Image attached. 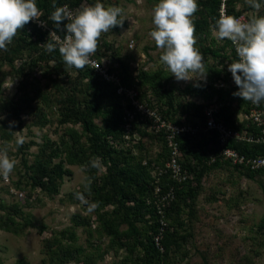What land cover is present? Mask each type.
Listing matches in <instances>:
<instances>
[{
	"label": "trees",
	"instance_id": "trees-1",
	"mask_svg": "<svg viewBox=\"0 0 264 264\" xmlns=\"http://www.w3.org/2000/svg\"><path fill=\"white\" fill-rule=\"evenodd\" d=\"M262 1L258 0L260 4ZM85 2L89 6L100 2L105 7L108 3L107 0H36L37 7L43 13V20L54 30L56 29L53 22L48 19L55 10L53 4L56 7L67 5L69 9L75 11ZM224 2L228 15L238 17L246 14L248 21L254 16L246 13V11H253V8L245 0L198 1V11L195 13L198 18L193 23L195 47L204 57V65L207 70L212 71V74L209 77L210 85L200 83L201 85L194 89L204 101L209 96L211 101L207 105L205 103L189 106L176 105L173 91L167 88L168 81L163 70L151 76L142 68L135 69L132 63L130 65V62L121 56L112 43L102 37L99 39L95 55L100 61L104 58L109 72L121 78L122 86L138 87L141 99L146 100L152 108L157 107L163 119L176 124H194L198 120H204L205 109L211 107L215 99L219 102L226 100V104L220 107L215 117L239 133L246 132L247 136H257L260 134V128L256 124L248 120L239 121V115L250 113L251 101L242 100L233 95L239 91L237 86L234 91L232 87L228 89L213 86L214 82L227 86L234 82L225 62L230 64L238 60L235 46L231 41L224 39L222 45H217L215 40H212V43L208 42L212 27L221 14ZM239 4L243 5V9ZM260 16H264V9L255 17ZM66 23L67 21H64L61 27L63 28V24ZM118 29L119 27H115L112 31L115 32ZM28 30L32 35L28 34ZM58 33L62 36L66 34L59 31ZM32 36L35 37L34 40ZM27 41L36 42L27 43ZM47 42H50L49 32L30 22L17 32L12 43L7 45V51L0 50V117H2L0 138L2 140L13 139L18 131L25 128L44 129L55 124L61 127L67 124L80 126L82 131L71 128L61 135L59 141H52L46 136L41 144L36 141L26 146L17 144L19 154H23L24 150H29L32 146L38 147L39 151L34 155L33 163H30L27 156H22V168L15 165L14 170H17L21 176L15 183V188H11L10 191L16 194L12 192V189L25 193L27 189H30L32 195H36L33 198L28 195L30 202L35 201L37 195L40 194L52 198L60 194L66 177L73 174L67 168V164L87 166V183L90 192L88 194L85 192L88 196L86 199L98 206L94 210L95 220L92 217L83 218L76 215L73 218L74 228L84 227L90 240L94 237V232L100 238L110 239L104 253L97 255L95 259L91 258V264L105 260L106 255L111 251L118 255L122 250L128 252V255L121 261L122 264H169L171 255L178 252L182 244L189 241L192 235L191 233L182 235L179 231V228H184V232L188 230L184 219L186 210L183 206L190 208L189 220L193 222L196 218L195 201L199 196L203 179L209 171L230 167L247 178L254 180L261 178L263 180L261 185L264 189V167L252 169L245 165L234 164L232 161L222 160L219 156L216 157V161H212L211 153L214 150L208 149V146L210 140L216 144L219 143L218 132L211 133L210 137L209 135L201 136V138L191 135L179 137L178 142L185 158L183 164L194 172L198 185L193 187L191 183L194 181H188L180 186L176 185V198L165 210L164 221L168 226L163 240L165 252L161 253L154 240L162 225L154 197L156 185L152 173L158 170V167L164 169L165 162L169 158L165 133L153 136L146 130V124H136L135 131L140 136L137 144L138 153L134 154L133 150L118 149L125 133L123 127L125 122L124 97L118 94L119 86L102 80L88 67L79 69V76L73 81L54 80V77L60 78L62 74H66L68 66L64 63L58 48L51 52L46 49L43 43ZM227 49L231 51V55H228ZM28 51H30V56L27 61L17 67L16 61L23 59ZM212 58L222 66L225 64L224 67L222 69L213 68L209 64ZM208 66L211 67L208 68ZM37 67L43 70V77L49 78L47 93L46 89H42L39 80L35 79V82L29 80L31 71ZM8 76L20 80L18 93L11 99H7L2 90ZM146 84L149 85V91H145ZM152 97L156 99L157 104L154 103ZM231 101H237L239 107L235 109L231 107ZM128 106L131 105L128 104ZM261 108H264V102H261ZM49 110H54L55 115H52L54 113L50 115ZM189 112L192 114H190L191 118L184 120L180 118V113L188 114ZM99 119L104 122V128L98 124ZM148 136L157 138L155 141L157 145L160 144V151L155 156L149 155L148 150L144 149V140ZM226 146L238 151L247 159L264 158V144L262 143L230 140ZM215 152L217 156V150ZM94 157H99L104 167L101 176L98 175L101 168L96 169L90 166ZM136 163H138L137 167ZM23 171L24 175H22ZM169 178V173L161 176L160 185L165 193L168 192V187L175 183ZM29 201L25 200L24 203H29ZM84 207L87 210V205ZM95 221L98 224L94 229ZM33 225V216L29 213L25 214L21 205L9 206L3 201L0 203V231L23 236L26 229ZM123 227L126 228L123 229ZM45 228L46 226L42 225L40 231H44ZM70 231V235H66V232L53 233L51 238L45 240L44 253L50 264L80 262L83 256H91L86 255L84 249L77 244L78 236L75 229ZM65 239L68 241L67 245L63 244ZM0 264H3L2 259H0ZM18 264L30 263L22 259L18 261Z\"/></svg>",
	"mask_w": 264,
	"mask_h": 264
},
{
	"label": "rangeland",
	"instance_id": "rangeland-1",
	"mask_svg": "<svg viewBox=\"0 0 264 264\" xmlns=\"http://www.w3.org/2000/svg\"><path fill=\"white\" fill-rule=\"evenodd\" d=\"M107 1V7L118 6L123 10L120 18L124 20L123 23L125 25L119 27L118 31L113 32L110 30L107 33H103L101 37L112 43L119 50L121 56L130 62V65L132 63L135 69L142 68L144 71H148L151 76L157 75L161 72L160 70H163L168 81L167 88L173 91L176 105L189 106L200 101L205 103L211 101L209 96L204 101L202 96L200 97L194 89L197 86L199 87L200 83L211 84L209 77L212 71L207 70L205 65V77L197 80L195 78L198 77L192 74L193 80L177 81L175 76L161 64L160 56L163 54V49L157 48L154 40L149 35L154 30L152 9L159 0ZM85 6L89 5L85 2L81 7L79 6V9ZM239 6L243 9V5L239 4ZM263 9L264 0L258 11L253 9V11H246V13L251 16L252 14L257 16ZM197 18L198 16L194 14L192 17L193 23ZM28 32V34L32 35L30 30ZM32 37V40H34L35 37ZM208 40L209 43L215 40L217 45L223 44V40L216 38L213 31H211ZM131 41L136 43L134 49L129 46ZM35 42L27 41V43ZM43 44L45 45V43ZM227 53L231 55L229 49H227ZM29 56L30 51L25 53L23 59L16 61V66L19 67L25 63L24 61H27ZM209 64L213 68L219 67L222 69L225 64L228 66L229 63L225 62L222 66L212 58L209 60ZM211 66H208V68ZM42 71L39 67L35 68L31 71L29 80L31 82H35V79L39 80L42 89H46L47 93L49 91L47 87L49 78L43 77ZM65 72L66 74H62L60 78L54 77L53 79H59L58 82L73 81L80 73L78 69L70 67ZM215 83H213V86L216 85ZM233 84L235 83L232 82L227 88L230 89ZM19 86L20 80L18 78L8 76L2 86L5 97L11 99L16 96ZM148 86V84L144 86L145 91L150 90ZM234 88L237 87H232V91L236 90ZM152 99L157 104L156 99L154 97ZM234 101H231L232 104L230 106L235 109L239 107V104ZM48 112L50 115L51 113L55 115L54 110H49ZM190 114L189 112L188 114L180 113L179 115L184 120L191 118L192 114ZM98 124L104 128L102 119L98 120ZM71 128L82 131L80 126L71 124L62 127L55 124L44 129L25 128L22 131H18L13 139L6 138L2 140L0 138V149H6L9 157L15 160V165L22 168V156H27L30 163H33L34 155L38 153L39 148L32 146L29 150H24L23 154H19L17 144L26 146L32 141L41 144L45 141L46 136L52 141H59L61 135ZM146 130L148 131L147 127ZM148 133L157 136L150 130ZM156 139L148 136L144 140V149L148 150L147 153L149 155L155 156L160 151V144L157 145ZM131 148H134V154L138 153L137 145H133ZM131 148L127 147L125 150H131ZM137 164L135 165L136 167L138 166ZM67 168L73 174L66 177L64 184L61 186L60 194L52 198L46 197L45 194H40L37 195V199L33 202L29 201L28 195L31 198L36 195H32L33 193L30 192V189H27L26 193L12 189L16 194L11 193L10 189L15 188V183L21 176L17 170H13L9 176V182H5L4 178L0 176V203L3 201L9 206L13 204L21 205L25 214L29 213L33 216L34 223L32 227L26 229L23 236L0 231V259L3 260V264H18V261L22 259L30 264H50L44 253L45 240L51 238L53 233L66 232V235H70V230L72 229H75L77 233V244L84 249L86 255L91 256H83L80 262L73 261L66 264H91V258L95 259L97 255L104 253L105 247L110 243L108 237L100 238L94 232V237L90 240L84 227L74 228L73 218L76 215L83 218L92 217L95 220V212L89 213L84 207V203L76 198V193L78 192L83 193L85 198H88L86 193L88 194L90 191L85 190V185H88L87 168L70 164H67ZM103 170L104 167L99 170L98 175L101 176ZM22 173L24 175V171ZM262 181L261 178L257 180L247 178L230 167H221L209 171L203 179L199 196L195 201L196 218L193 222L189 220L188 213L190 208L183 206L186 210L184 219L188 230L184 232V228H179V231L182 235H187L188 233L192 235L189 241L182 244L178 252L176 251L171 255L169 264H264V189L261 185ZM191 185L197 187L198 184L194 180ZM25 200L29 201V203H24ZM94 223L95 229L98 223L97 221ZM42 225H45L46 228L41 232ZM125 228L123 227V229ZM67 243L68 241L65 239L63 244L67 245ZM118 255L111 251L106 255L105 260L98 261L97 264H122L121 261L128 255V252L122 250Z\"/></svg>",
	"mask_w": 264,
	"mask_h": 264
},
{
	"label": "clouds",
	"instance_id": "clouds-1",
	"mask_svg": "<svg viewBox=\"0 0 264 264\" xmlns=\"http://www.w3.org/2000/svg\"><path fill=\"white\" fill-rule=\"evenodd\" d=\"M245 2L257 11L261 7L258 0ZM53 8L55 10L48 19L56 30L49 33L51 42L45 46L50 52L58 48L64 63L70 68L79 70L94 63L91 57L97 52L101 35L123 26L124 20L119 18L123 10L118 6L105 7L97 2L75 11L69 10L67 5L56 7L53 4ZM197 11V0H159L152 9L154 30L149 35L157 48L163 49L161 64L177 81L193 80L192 74L198 77L195 78L197 80L206 75L204 57L195 47L192 17ZM41 16L36 0H0V50L7 51V45L12 43L17 32L33 20L40 21ZM64 21L67 23L62 28ZM41 26L45 23L41 22ZM58 31L66 34L61 37ZM212 31L219 40L227 39L235 46L238 60L231 62L227 69L239 89L233 95L253 104L264 102V16H253L244 22L243 18L222 12ZM15 164L7 150L0 149V176L8 179ZM90 166L96 169L103 167L99 157H94ZM85 190L90 191L88 185H85ZM76 198L87 205L89 213L98 206L88 201L83 193H76Z\"/></svg>",
	"mask_w": 264,
	"mask_h": 264
},
{
	"label": "built area",
	"instance_id": "built-area-1",
	"mask_svg": "<svg viewBox=\"0 0 264 264\" xmlns=\"http://www.w3.org/2000/svg\"><path fill=\"white\" fill-rule=\"evenodd\" d=\"M71 10V9H69ZM73 11V10H71ZM227 14V7L225 2L222 5L221 13ZM42 13V12H41ZM228 15V14H227ZM42 16L39 18L40 21L33 20L31 23L33 25L38 26L40 29L48 31L49 33L55 31L53 28L47 25L45 20H43ZM236 18H243L244 22H247L246 14H242ZM41 22L45 23V26H41ZM59 34V33H58ZM60 35V34H59ZM61 37H63L61 35ZM135 41L130 42V47L133 49L135 47ZM91 59L94 63L86 66L93 70L102 80H106L108 82L114 83L119 86L118 94L124 97V109H125V117H124V130L125 133L122 137L120 145L118 149L125 150L127 147L131 148L133 145H137L140 139V136L135 131L136 124H146L148 131L150 130L155 135H160L165 133L166 140L168 142L169 149V158L165 162V168L158 167V170L152 173L153 178L155 179V198H156V206L158 209V214L161 217V229L160 232L155 236V244L158 250L161 253L165 252V248L163 246V240L165 236V231L167 229L168 224L164 221L165 219V210L170 207L171 203L176 198V185H184V183L188 181H194L196 176L194 172L186 168L184 166V154L181 150V146L178 142V138L185 135H191L193 137L201 138V136L209 135L211 133L218 132L219 143H214L210 140V144L208 149L214 150L211 153L212 161H216V157H220L222 160L232 161L234 164L245 165L246 167L252 169H259L264 167V158L258 157L255 159H247L245 156L241 155L238 151L234 149L228 148L226 145L230 140L235 141H248L250 143H262L264 144V108H261L260 104H253L251 102V110L249 114H241L239 115V121L243 122L245 120L251 121L256 124L260 128V134L257 136H247L246 132L239 133L237 130H233L229 128L222 120H218L215 116L218 114L220 107H223L226 104V100L217 101L215 99L213 101L212 106L205 109V113L203 114V121H196V123H185V124H176L170 122L168 120L163 119L162 115L159 112L157 107L152 108L146 100L141 99L140 91L138 87L134 86L124 87L121 85V78H119L115 73H110L108 67L103 61H100L96 55L94 54ZM220 88H227V85H218ZM232 87H236L235 84ZM205 102L200 101L198 104H204ZM128 104L131 106L129 107ZM206 105L209 103H205ZM209 141V140H208ZM134 150V148H131ZM217 150V156L216 151ZM126 151V150H125ZM169 173L170 180L174 181L173 186L168 187V192H164L163 187L160 185L161 176L163 174ZM5 180V179H4ZM10 179H6L5 182H9ZM12 192H15L12 190ZM164 264V263H161Z\"/></svg>",
	"mask_w": 264,
	"mask_h": 264
}]
</instances>
